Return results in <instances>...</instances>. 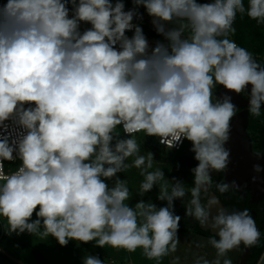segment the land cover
Instances as JSON below:
<instances>
[{
  "label": "clouds",
  "instance_id": "1",
  "mask_svg": "<svg viewBox=\"0 0 264 264\" xmlns=\"http://www.w3.org/2000/svg\"><path fill=\"white\" fill-rule=\"evenodd\" d=\"M131 2L128 10L124 0L0 4V217L6 233L51 236L61 247L79 241L140 248L159 264L177 251L182 218L174 201L190 192L185 216L219 237L209 240L216 258L195 264H233L227 253L241 244L256 246L260 230L248 209L229 212L215 195L205 205L200 194L211 187L213 172L227 169L225 144L237 113L229 95L213 102V89L247 90L253 117L264 106V67L229 39L238 14L264 25V0H248L247 8L244 0ZM141 7L167 43L150 45L133 23L143 19ZM82 23L90 27L81 31ZM139 132L168 149L191 142L198 164L190 189L174 177L165 181L162 169L149 171L154 154H140ZM16 160L18 168L5 173V161ZM133 167L144 177L141 197L164 181L157 194L164 206L126 203L131 193L119 174ZM237 187L235 181L216 184L221 194ZM179 262L177 256L172 264ZM82 264L104 260L86 255Z\"/></svg>",
  "mask_w": 264,
  "mask_h": 264
},
{
  "label": "rangeland",
  "instance_id": "2",
  "mask_svg": "<svg viewBox=\"0 0 264 264\" xmlns=\"http://www.w3.org/2000/svg\"><path fill=\"white\" fill-rule=\"evenodd\" d=\"M214 89L213 93L215 92ZM213 102H215L214 95ZM250 117L252 121L253 116L250 115ZM117 131L123 136L120 127L117 128ZM135 138L141 145V155L147 156L148 151L154 154L153 167L149 171H155L157 168L162 169L165 173V181L171 180L174 177L176 180L184 182L186 191L192 187L188 184L189 179L186 175L187 172L197 166L198 161L194 159V153L190 151L192 147L191 142L184 140L183 150L178 153L180 156L186 155V165L180 168L172 161L173 152L171 150L161 149L152 138L146 137L143 132L136 133ZM133 159L134 157H129L126 163L131 164ZM213 175L214 172L212 173ZM119 176L121 179L127 181V186L130 189L131 199L126 201V203L134 205L140 199L156 203L158 207L164 206L166 203L157 199L159 183H164V181H160L157 187L154 186L152 191L141 197L138 195V192L144 177L140 175L139 169L134 167L130 168L126 172L120 173ZM111 184L112 182L109 181V186ZM200 196L201 202L203 203L206 199V192L202 191ZM190 199L191 194L189 192L184 197V200L177 199L174 201L175 214L182 218L178 230L180 244L175 253H171L162 258L159 264H172L174 257L177 256L180 258L179 264H195V261L201 257L209 261L216 258V250L209 243L210 238L214 236L196 233L195 226L198 221L185 216V204ZM219 200L222 204L227 205L223 198L219 197ZM234 202L233 200L230 201L231 205ZM235 210H240V207L237 206ZM35 218L34 214L33 219ZM6 232L7 221L0 217V264H82L83 257L86 255H99L103 259L104 254L107 252L116 253L115 257L125 264H158L156 260L147 259L143 254V250L140 248L135 252H128L125 249L113 248L109 245H105L104 248H99L93 246L95 242L83 244L79 243V241H69L67 246L61 247L55 238L51 236L41 239L38 235H30L27 232L19 236L16 234L9 236ZM239 254L240 246L229 251L226 258L231 259L233 264H236Z\"/></svg>",
  "mask_w": 264,
  "mask_h": 264
},
{
  "label": "water",
  "instance_id": "3",
  "mask_svg": "<svg viewBox=\"0 0 264 264\" xmlns=\"http://www.w3.org/2000/svg\"><path fill=\"white\" fill-rule=\"evenodd\" d=\"M250 88L251 86L249 85V91ZM246 93L247 96L243 97L241 94L238 95L234 92H228L222 86H218V89L214 92V97L216 98L217 96L218 98H222L224 95H229L231 96L232 103L237 108V113L230 122V138L225 144V147L230 150V161L227 169L222 172L223 181L230 185L235 181L238 187L232 190L240 196H244L245 192L248 191L249 201L251 203H256L264 197V170L256 172L253 166L259 164L261 169H264V158L262 156L258 158L256 156L257 154L252 152L250 138L246 132L248 125V99L250 96L247 90ZM262 107L264 108V106ZM211 195L217 197L213 191H208L204 201L205 205H207L208 197ZM219 203L220 206L224 207L220 200ZM210 212L211 215H215L216 208L213 207ZM252 213L254 214L253 211ZM199 227L202 230H207L211 235H216L213 230L202 227L200 223ZM249 254L250 249L242 245L237 264H245ZM262 256H264V250L255 264H264V261L261 260Z\"/></svg>",
  "mask_w": 264,
  "mask_h": 264
},
{
  "label": "trees",
  "instance_id": "4",
  "mask_svg": "<svg viewBox=\"0 0 264 264\" xmlns=\"http://www.w3.org/2000/svg\"><path fill=\"white\" fill-rule=\"evenodd\" d=\"M3 1L5 0H0V4L3 3ZM125 2V9H131L133 7L131 0H124ZM200 3H203L201 1H198ZM244 5L245 8L248 7V0H244ZM139 11L141 13H143V19L142 20H134L136 22V24H139L142 28L143 31L145 33L146 36H152L157 38L158 40L167 43V41L164 40L163 36H160L156 33V31L153 28V25L151 23V18L146 14L145 10L141 7L139 9ZM90 27V25L88 24H81V31H83L84 29ZM171 27V25H170ZM234 27L236 29L235 34L230 35L229 39L234 40L238 46L244 47L246 48L248 51H250L253 54L254 59L257 61L258 58L257 56H262L264 55V25H258L256 23V21L251 20L246 14H244L243 16L241 15H237V19L235 21ZM260 65L262 64L261 62L257 61ZM218 89V86L214 89V91H216ZM241 95L243 97L247 96L246 91H244L243 93H241ZM248 122H251V117L250 114L248 112ZM255 119V117H254ZM254 126H256V124H254ZM122 133V131H121ZM123 134V133H122ZM152 138V140L155 141L154 137H150ZM156 142V141H155ZM157 144V142H156ZM158 147H160L161 149H168L165 147L160 146L159 144H157ZM184 147V141L182 146L178 149V150H171L173 152L172 155V161L174 162V164L180 168H182L184 165H186L185 161L186 155H178L179 152H182ZM167 151V150H166ZM187 178L189 179L188 184L190 186H193V173L192 171L187 172ZM218 182H224L223 181V177H222V172L221 173H217L213 179L212 185L210 187V191H213L217 197H221L223 198L227 205L223 204L224 207L229 211H234L235 208L238 206L242 209H248L249 212L251 209H254L255 212H257V219H259L262 215H263V219H262V225L259 228L260 230V240L259 243L254 246L249 248L250 249V254L248 255V258L245 262V264H255L257 259L259 258L262 250L264 249V210H260L258 212L257 210V205L253 204V203H248L247 199V195L245 198H241L239 196H237L234 191H232V189H230L228 192L221 194L217 189H216V184ZM233 198H236V202H234L233 205H231L230 201L233 200ZM234 201V200H233ZM204 203V202H203ZM251 216L252 213L250 212ZM195 231L198 234H204V235H208V236H214L211 235L207 230H202L199 225L198 222L195 226ZM217 238V237H215Z\"/></svg>",
  "mask_w": 264,
  "mask_h": 264
},
{
  "label": "flooded vegetation",
  "instance_id": "5",
  "mask_svg": "<svg viewBox=\"0 0 264 264\" xmlns=\"http://www.w3.org/2000/svg\"><path fill=\"white\" fill-rule=\"evenodd\" d=\"M261 67H264V62L261 64ZM254 124H256V126H254ZM246 132L250 138V146H251L252 152L255 154H259L260 156H262L264 158V108L263 107L261 109V115L259 117H255V119L253 117L252 121L248 122ZM216 174L217 173L214 172L213 179H214ZM213 179H212V182H213ZM208 191H210V188ZM208 191L206 192V196H207ZM234 193L241 198H245L247 195L246 200L248 201V203H251L249 201L248 191L245 192L244 196H240L235 191H234ZM233 200L236 202V198H233ZM253 204L257 205L258 212L260 210L261 211L264 210V197L261 198L260 200H258L256 203H253ZM240 210H241V208H240ZM252 211L254 212V214L252 213ZM250 212L252 213V217L254 218V220L256 222L257 228L259 229L262 225L263 215L259 219H257V215H258L257 212H255L254 209H251ZM198 224H199V222H198ZM242 245L240 246V251L242 249ZM237 263H238V259H237Z\"/></svg>",
  "mask_w": 264,
  "mask_h": 264
},
{
  "label": "built area",
  "instance_id": "6",
  "mask_svg": "<svg viewBox=\"0 0 264 264\" xmlns=\"http://www.w3.org/2000/svg\"><path fill=\"white\" fill-rule=\"evenodd\" d=\"M198 1H201V2H211V0H198ZM6 2V0L5 1H3V3H5ZM2 3V4H3ZM126 10V9H125ZM133 23L134 24H136V22L135 21H133ZM129 37H131L132 36V32L131 31H129V32H127L126 33ZM147 37V39H148V41H149V44L150 45H155V42L156 41H158V39L157 38H155V37H152V36H146ZM160 41V40H159ZM257 58H258V60L257 61H259V62H261V63H263L264 62V55H262V56H257ZM9 123V131H12V129H13V125L11 124V122H8ZM120 130L122 131V133H123V129L122 128H120ZM124 134V133H123ZM14 135H15V133H14ZM154 139H155V141L157 142V144H159L160 146H162V147H165L166 148V146H164V145H161L160 143H159V140H158V138H155L154 137ZM184 141V140H183ZM182 144H183V142L182 143H178L177 144V146H175V147H173V148H171V150H178L181 146H182ZM20 161L19 160H16V161H14V162H11V163H9V162H7V161H5V164H4V170H5V173H11V172H14L17 168H18V166L20 165ZM104 260V264H116V262L113 260V259H111V258H108V259H103Z\"/></svg>",
  "mask_w": 264,
  "mask_h": 264
},
{
  "label": "crops",
  "instance_id": "7",
  "mask_svg": "<svg viewBox=\"0 0 264 264\" xmlns=\"http://www.w3.org/2000/svg\"><path fill=\"white\" fill-rule=\"evenodd\" d=\"M115 256H116V253L107 252L106 254H104V258L103 259L111 258V259H113L116 262V264H125L124 262H120Z\"/></svg>",
  "mask_w": 264,
  "mask_h": 264
}]
</instances>
